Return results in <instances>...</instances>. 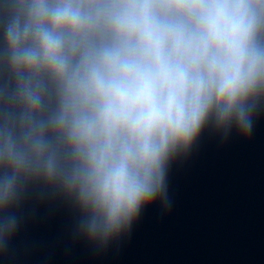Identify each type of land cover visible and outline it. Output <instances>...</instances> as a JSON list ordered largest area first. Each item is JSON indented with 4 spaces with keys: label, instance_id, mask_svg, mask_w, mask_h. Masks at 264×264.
Returning <instances> with one entry per match:
<instances>
[{
    "label": "clouds",
    "instance_id": "obj_1",
    "mask_svg": "<svg viewBox=\"0 0 264 264\" xmlns=\"http://www.w3.org/2000/svg\"><path fill=\"white\" fill-rule=\"evenodd\" d=\"M264 106V0H0V251L30 185L105 245L170 207V162Z\"/></svg>",
    "mask_w": 264,
    "mask_h": 264
}]
</instances>
